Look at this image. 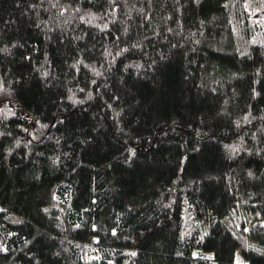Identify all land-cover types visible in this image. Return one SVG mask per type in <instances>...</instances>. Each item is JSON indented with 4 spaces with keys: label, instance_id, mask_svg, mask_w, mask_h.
Returning <instances> with one entry per match:
<instances>
[{
    "label": "trees",
    "instance_id": "trees-1",
    "mask_svg": "<svg viewBox=\"0 0 264 264\" xmlns=\"http://www.w3.org/2000/svg\"><path fill=\"white\" fill-rule=\"evenodd\" d=\"M0 264H264V0H0Z\"/></svg>",
    "mask_w": 264,
    "mask_h": 264
}]
</instances>
